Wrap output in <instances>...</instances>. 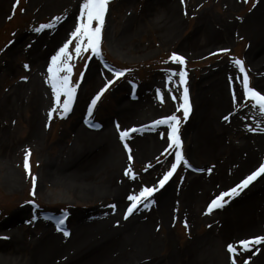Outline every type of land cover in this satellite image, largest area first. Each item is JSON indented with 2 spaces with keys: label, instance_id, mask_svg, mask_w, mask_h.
Here are the masks:
<instances>
[{
  "label": "rangeland",
  "instance_id": "rangeland-1",
  "mask_svg": "<svg viewBox=\"0 0 264 264\" xmlns=\"http://www.w3.org/2000/svg\"><path fill=\"white\" fill-rule=\"evenodd\" d=\"M81 3L19 0L17 5L16 0H0V264H30L36 246L53 232L58 235L56 244L73 237L91 244L107 242L113 233L106 239L97 229L111 225V220L116 225L110 231L147 226L138 238L151 250L142 257L146 263L212 264L206 260L213 256V264H232L233 258L236 264H258L264 243L243 251L237 242L264 236V228L256 227L264 221V195L249 196L256 186L264 187V173L238 189V195L224 197L222 207L210 213L207 208L264 164V114L242 99L243 74L233 62L243 61L250 86L264 94L258 72L264 56H251L264 41V0H109L101 55L89 50L76 58L73 53L70 81L76 93L70 111L63 113L47 80V68L79 22ZM49 23L54 27L34 31ZM74 47L75 41L69 51ZM173 53L185 63L171 61ZM120 70L124 75L114 76ZM181 70L186 72L189 95L186 119L182 109L177 111L184 85L178 75L168 81L172 72ZM108 80L113 83L89 114L92 98ZM63 100L62 95L61 104ZM220 101L225 108L217 112ZM53 108L57 111L50 117ZM196 110L213 124L209 152L196 149L191 128ZM173 114L180 121L179 151L188 165L181 163L146 201L149 206L141 203L125 219L132 203L127 197L142 187L156 186L175 161L177 149L168 148L170 129L153 126L155 120ZM117 124L121 131H138L122 141ZM107 136L114 153L107 165H95V156L109 149ZM26 150L31 153L29 170L24 168ZM68 165L79 169L83 178L69 177L64 169ZM56 167L64 173L55 174ZM128 168L135 179L125 175ZM163 196L166 207L161 211L155 203ZM119 234L126 239V233ZM205 242L213 243L209 253ZM228 244L237 246L238 255L228 252ZM196 245L200 251L195 254Z\"/></svg>",
  "mask_w": 264,
  "mask_h": 264
},
{
  "label": "snow or ice",
  "instance_id": "snow-or-ice-1",
  "mask_svg": "<svg viewBox=\"0 0 264 264\" xmlns=\"http://www.w3.org/2000/svg\"><path fill=\"white\" fill-rule=\"evenodd\" d=\"M183 3V0H181ZM16 3L18 5L19 0H16ZM109 4V0H82V3L80 4L79 8V22L75 25L74 30L70 33V38L66 40V42L63 43V45L58 49L55 55L51 57V63L48 65L47 72L48 77L47 80L50 83L52 93L55 98L56 105L62 109L63 113H67L70 111L71 104L73 102L75 93H76V87H73L71 85L70 77L73 73V65L71 63L73 59V53L75 54L76 58L81 57L82 53L87 52L91 50V52L96 55L100 56V44H101V32L102 27L104 24V17L105 13L107 11V6ZM11 18V17H9ZM56 20H59V17L55 18ZM93 22H96L95 27H93ZM54 27L53 24H42L39 28L34 29L36 32H40L43 29L46 28H52ZM75 41V47L72 49V51H69L70 45ZM221 52H227L228 49H221ZM169 59L173 62H178L179 64L183 65L185 63V60L182 56L177 55L176 53H173ZM234 64L239 67V71L243 74L242 77V99L245 101H250L252 108H258L259 112L261 114H264V94H262L259 91H256L250 86L249 78L247 76V73L243 67V61L239 59L233 60ZM24 67L27 69L28 65H24ZM85 67H87V64H85ZM61 73H64L61 75ZM124 75V71H115L114 76L120 77ZM178 75L179 76V84L184 85L183 93L181 96L182 103L178 105L177 111L183 110V114L185 119L187 118L190 110L189 105V95H188V88L186 87V72L181 70L179 73L172 72L168 76V81L171 82L172 77ZM81 77H83V73H81ZM232 79L231 77L229 78ZM237 79H240L239 77ZM113 83L112 80H108L107 83L103 88L100 89V91L92 98L91 104L89 105L88 112L91 114L93 107L96 105L97 101L100 99V97L103 95L104 91L107 90V87ZM63 95L64 100L61 104V96ZM157 95L159 96L161 103L163 102V96L157 90ZM172 99L175 100L176 97L172 96ZM232 99L233 103H236L237 100V94L235 91L232 93ZM57 111V108H53L49 112V116L51 117L53 112ZM224 119L227 121L229 119V116H225ZM179 118L173 114L171 116H167L164 118H161L159 120H155L153 122V126L158 125H167L170 131H168L167 138L171 143L168 144V148H172L175 146L177 151L175 152V161L171 163L170 169L167 170L162 178H160L157 181L156 186L152 187H142L140 191L137 194H132L127 197L129 201H131V205L127 208V212L125 213L124 218L127 219L129 215H131L141 203H143L144 207H148L149 204L146 203L148 201L149 197H152L154 192L158 191L160 188H163L165 184L169 181V179L173 176V174L176 172L177 167L183 163L185 165H188V161L185 160V158L182 155V152L179 151L181 148V140L179 137ZM117 130L119 131L120 139L123 141L126 137L129 136L131 132H136L138 129L132 128L127 130H120L119 124H117ZM253 130V129H249ZM127 148V145H125ZM167 151V149L165 150ZM130 152V150H129ZM30 150L25 151V157H24V168L26 170H29V156H30ZM129 160L132 159L131 154H129L128 157ZM159 162V161H158ZM262 173H264V164H260L258 169L254 172H252L249 176H247L244 180L241 181L240 184L236 185L235 187L231 188L227 192L220 193L219 196H217L215 199H213L210 204L208 205L207 211L210 213L214 208L222 207L223 204L221 201L224 197H230L234 195H238V189H242L244 187H247L250 182H252L256 177L260 176ZM125 175H130L132 179H135V175L131 174V168H128L125 171ZM33 180H35V177H33ZM35 195V193H32ZM113 208H115V205H112ZM64 220L61 219L57 221V227L58 230H60L59 226L63 225ZM187 226V225H185ZM68 232H64V235H68ZM238 246L243 251H251L252 247L255 245H261L264 243V236H256L251 239H244L237 242ZM227 250L229 253H232L234 256L238 255L237 253V246H234L233 244L227 245ZM232 264H236L235 258L232 260ZM244 264H248V261H245Z\"/></svg>",
  "mask_w": 264,
  "mask_h": 264
},
{
  "label": "bare ground",
  "instance_id": "bare-ground-1",
  "mask_svg": "<svg viewBox=\"0 0 264 264\" xmlns=\"http://www.w3.org/2000/svg\"><path fill=\"white\" fill-rule=\"evenodd\" d=\"M167 21L169 22L168 18H166V22ZM253 23L256 25L255 21ZM253 29L256 30L254 27V28H252V32H254ZM258 34H259L258 31L255 32L256 37L259 36V38H260L261 36H260V34L259 35ZM254 48H255L254 49L255 52H254V54H251L252 58H256L259 55L262 57L264 56V41L262 43H260L258 45V47H254ZM258 72L260 75L259 77L261 78V82H262V84H264V67H261L260 70H258ZM224 108H225V102L220 101L218 108H217V112L221 111ZM196 112H197V110H196ZM193 114H195V111L193 112ZM120 115L123 116V113H121ZM190 125H191V122H190ZM212 125H209L208 121L205 120L203 112H201V113L197 112L196 113L195 121L191 125L192 130H194V132H195L194 133V137H195L194 139L196 142V149L198 148V150L201 149V150L206 151V152H209L212 150V149H208V148H211L212 144L209 145V142H207L208 137L210 136V135L208 136V132H211L213 130ZM107 137H108L107 140H108L109 149L104 148L103 151L101 152L100 156H97V155L95 156L97 158V160L93 161V162H95V165L99 166V164L101 165L103 163L102 165L105 166V163L109 162L112 154L114 153V150L110 151V147L113 148V146L111 145L112 139L109 136H107ZM152 145L154 146V143ZM153 146H151V147H153ZM142 148H144V147H142ZM80 162H81V160H80ZM82 163L84 164V162H82ZM106 165H107V163H106ZM66 168H68V169H66ZM62 169L63 168L56 167L55 170H53V171L55 174L60 175L62 172ZM64 169L69 170L68 171L69 177L70 176H72V177L76 176L78 178L79 175H80L79 177H82L81 173H79V171H76L79 169L75 170V169L71 168L70 165L66 166ZM62 173H64V172H62ZM67 179H69V178H67ZM256 187L257 188H255L254 190H251L249 192L250 193L249 196L251 197V195L257 193V195L261 198L264 195V192H262V191H264V187H263V185L259 186V187L256 186ZM105 188H107V187H104L103 189H105ZM89 190H91V187L88 189V191ZM259 190H262V191H259ZM121 192H122L121 190L118 192V199L122 197ZM251 199H253V198H251ZM155 204L159 210L164 211L165 207H166L165 196L159 198ZM134 211H136V209ZM134 211L131 214V216L134 214ZM239 214L240 215L242 214V210L239 212ZM237 216H238V214H237ZM110 222L112 223L111 225H110V223H107L105 225L106 227L103 226V227L97 229L99 236H104L106 239L109 238V236L113 233L111 238L107 239V242H103V243L91 244L88 241V239L80 240L79 237H76V238L73 237L74 239L73 238L67 239V240L65 239L62 242L56 244L55 240H58V235L54 232L51 234H47L45 239L41 243H39L36 246V249L33 251L31 258H30L31 259L30 264H121V263L126 264L129 262H130V264H154V262L151 260H149L147 263H146V261H141L142 257H144V255H148L151 252V250L138 239L140 237L139 235H141V233L146 232L145 228H147V226L145 227L144 226L145 224L138 226L132 232L130 231L131 229L123 230V228H124V226H123L121 229L119 228V231L117 232V230L110 231V230L114 229L112 227L116 225V222L114 220H111ZM250 226H252V225H250ZM256 227H257V229H263L264 228V221H262L260 223V225L258 224ZM229 229H230V227H229ZM248 229L250 230V229H252V227H249ZM137 231H138V233H136ZM121 232L124 234L126 233V239L121 240L122 237H118V236H120L119 233H121ZM105 235H109V236H105ZM212 245H213V243L208 244V245H207V242L204 243L203 247L209 246L207 253H209L210 249H212V247H213ZM6 249H8V248L3 247V250H6ZM194 251L196 254L197 252L200 251V247L198 248V246L196 245V248H194ZM76 252H77V255H75L76 258H72L70 260L71 256ZM260 253L264 254V250H261ZM211 258H213V256L212 257L210 256V259H207V260L205 259L207 261V263L211 261L213 264L215 257L212 260H211ZM260 258L261 259H260L258 264H264V255Z\"/></svg>",
  "mask_w": 264,
  "mask_h": 264
}]
</instances>
